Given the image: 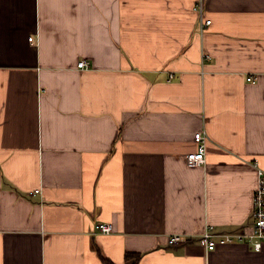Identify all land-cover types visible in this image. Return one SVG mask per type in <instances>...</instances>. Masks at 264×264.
I'll use <instances>...</instances> for the list:
<instances>
[{
	"label": "crops",
	"instance_id": "0c3cea01",
	"mask_svg": "<svg viewBox=\"0 0 264 264\" xmlns=\"http://www.w3.org/2000/svg\"><path fill=\"white\" fill-rule=\"evenodd\" d=\"M197 2L0 0V264H264L201 240L251 232L264 0Z\"/></svg>",
	"mask_w": 264,
	"mask_h": 264
},
{
	"label": "built area",
	"instance_id": "2783aa9c",
	"mask_svg": "<svg viewBox=\"0 0 264 264\" xmlns=\"http://www.w3.org/2000/svg\"><path fill=\"white\" fill-rule=\"evenodd\" d=\"M198 17L199 33L203 34L204 30L210 26L211 21L205 18L203 10V0H198L197 5L193 8ZM28 41L33 43V39L29 38ZM79 70H87L89 68L88 63L80 62L77 66ZM172 77H170V80ZM253 79L249 77L247 82H252ZM194 141L197 144V151L189 154L185 157L186 165L188 168H195L205 166L206 164V147H207V137L203 132L196 133L194 136ZM257 164H255L256 166ZM257 171V182L256 190L253 194L252 201L253 207L251 212V224L249 229L250 234H245L239 232L238 234H216L213 231V227L209 226L204 231L205 233L201 236L203 245L206 247L207 251H213L217 245L224 246L228 244H239L245 243L251 245L253 251L259 252L264 244V171L256 169ZM33 194H38L39 191H33ZM113 227L110 224H100L95 227V233L102 235H109L112 233ZM184 240L179 236H172L168 240L169 246H176L182 243Z\"/></svg>",
	"mask_w": 264,
	"mask_h": 264
},
{
	"label": "trees",
	"instance_id": "16d2710c",
	"mask_svg": "<svg viewBox=\"0 0 264 264\" xmlns=\"http://www.w3.org/2000/svg\"><path fill=\"white\" fill-rule=\"evenodd\" d=\"M137 257H138L137 255L136 256H134V255L126 256V260L134 259V261H136ZM134 264H136V263H134Z\"/></svg>",
	"mask_w": 264,
	"mask_h": 264
}]
</instances>
